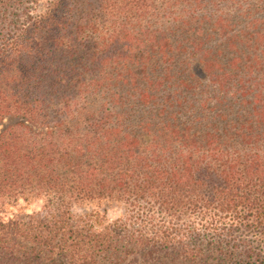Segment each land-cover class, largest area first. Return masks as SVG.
I'll list each match as a JSON object with an SVG mask.
<instances>
[{
	"label": "trees",
	"instance_id": "trees-1",
	"mask_svg": "<svg viewBox=\"0 0 264 264\" xmlns=\"http://www.w3.org/2000/svg\"><path fill=\"white\" fill-rule=\"evenodd\" d=\"M0 264H264V0H0Z\"/></svg>",
	"mask_w": 264,
	"mask_h": 264
},
{
	"label": "rangeland",
	"instance_id": "rangeland-1",
	"mask_svg": "<svg viewBox=\"0 0 264 264\" xmlns=\"http://www.w3.org/2000/svg\"><path fill=\"white\" fill-rule=\"evenodd\" d=\"M14 211L20 218L24 219L30 217L43 218V216L46 214V212L42 209L41 203L39 202L32 204L20 202L19 205L15 207ZM109 215L111 218H115L119 215V211L110 210Z\"/></svg>",
	"mask_w": 264,
	"mask_h": 264
}]
</instances>
